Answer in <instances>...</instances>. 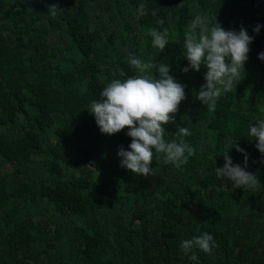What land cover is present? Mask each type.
I'll return each mask as SVG.
<instances>
[{
	"label": "trees",
	"instance_id": "trees-1",
	"mask_svg": "<svg viewBox=\"0 0 264 264\" xmlns=\"http://www.w3.org/2000/svg\"><path fill=\"white\" fill-rule=\"evenodd\" d=\"M197 15L253 37L240 81L212 108L195 98L206 67L181 71ZM149 29L167 30L162 52ZM261 52L264 0H0V264H264V155L248 135L264 119ZM128 53L167 63L184 86L164 138L187 127L195 148L179 167L153 149L147 177L120 166L127 129L102 134L88 112L109 82L135 74ZM226 152L259 191L217 175ZM204 232L216 247L185 255L181 241Z\"/></svg>",
	"mask_w": 264,
	"mask_h": 264
},
{
	"label": "clouds",
	"instance_id": "clouds-1",
	"mask_svg": "<svg viewBox=\"0 0 264 264\" xmlns=\"http://www.w3.org/2000/svg\"><path fill=\"white\" fill-rule=\"evenodd\" d=\"M55 16L57 7L50 6ZM146 5L141 3L136 8L137 19L146 16ZM152 15H156L155 10ZM163 23V21H159ZM209 25V21L202 15H197L189 24L185 33L184 58L188 65L181 69L199 71L204 65L205 83L201 85L195 98L203 105L212 108L219 99L221 92L229 93L235 89L240 81V71L244 70L247 61L248 45L253 37L241 27L239 32L226 31L216 22ZM260 25H256L254 32L258 33ZM152 46L162 52L168 44V33L156 29H149ZM258 59L264 60V52L258 54ZM127 65L135 70V74L127 79H113L100 92L101 99L93 101L88 112L95 118V122L102 134L112 135L127 129L126 135L131 138L128 150L121 146L117 152L120 166L130 170L134 175L152 176L151 162L153 149L162 154L163 163H172L179 167L186 164L189 157L195 154V148L184 138L191 135L187 127L177 125L173 140L166 141L165 126L175 123L174 115L178 105L185 99L184 86L169 75L167 63L155 61L144 62L128 53ZM151 70V74H146ZM158 74V78L153 72ZM123 73L121 72V76ZM248 135L255 139V147L264 155V119L249 124ZM237 152L244 154L245 167L247 153L239 145H233ZM232 146V147H233ZM223 167H216L219 177L232 181L233 188H243L259 191L261 184L254 173L245 170L239 164H233L228 152L223 155ZM216 247L213 236L207 232L191 239L181 241L180 248L185 255L194 248L204 253H210ZM191 260L197 256L192 254Z\"/></svg>",
	"mask_w": 264,
	"mask_h": 264
},
{
	"label": "rangeland",
	"instance_id": "rangeland-1",
	"mask_svg": "<svg viewBox=\"0 0 264 264\" xmlns=\"http://www.w3.org/2000/svg\"><path fill=\"white\" fill-rule=\"evenodd\" d=\"M5 170H6L5 167L1 168L0 173H3Z\"/></svg>",
	"mask_w": 264,
	"mask_h": 264
}]
</instances>
